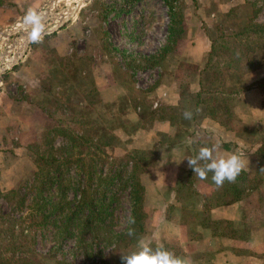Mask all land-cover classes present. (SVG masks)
Returning a JSON list of instances; mask_svg holds the SVG:
<instances>
[{
	"label": "rangeland",
	"instance_id": "374dc122",
	"mask_svg": "<svg viewBox=\"0 0 264 264\" xmlns=\"http://www.w3.org/2000/svg\"><path fill=\"white\" fill-rule=\"evenodd\" d=\"M243 1L184 0L183 22L186 36L177 43L174 53L163 54L161 49L166 42L169 18L166 5L162 0H84L75 14L67 18L57 29L55 28L59 22L48 25L47 29L50 32L45 33L42 43L28 41L14 63L0 67L1 90L6 74L8 78L26 61V58H30L34 48L40 46V50L31 59H34L38 70L44 68L48 70L41 80L42 106L48 116L47 123L36 140L25 147L24 157L22 156L20 163L10 161L7 156V189L0 184V258H7V261L13 258L14 264H93L94 262L101 264V256L108 250L103 242L90 238L92 235H85L83 238L87 243L85 249L89 257L84 259L83 248L75 246L76 236H69L58 246L56 230L52 229L51 223H43L41 215L32 209L31 199L35 193L34 188L32 189L33 173L38 168L37 157L43 151H48L47 142L51 138L54 146L64 147L60 151L63 156L70 154L76 160L80 147H77L78 144L70 138L65 140L59 128L71 129L72 139L78 134L81 138L77 139L78 143H82L81 134L92 138L91 140L95 143L97 132L94 128L96 126L103 129L101 124L107 127L116 125L115 120L109 119V115L101 107L115 104L122 114L116 122L119 127L113 131L117 139L114 141L110 139L111 145L114 146L113 156L122 157L127 153L132 154L139 168H143L144 172L152 163L151 152L137 150L125 151L123 154L117 152V146L126 150V142L123 139L120 140L117 132L125 131L130 135L138 126V123L131 121L132 105L140 106L146 122H149L153 119L151 105L158 101L156 99H161L165 91H169L165 89L166 86L171 87V83L178 81L185 101L181 106L174 107L176 109L173 113L177 116L176 120L180 122L178 128L185 130L188 129V125L192 126L191 119H185L183 113L186 110L193 111L195 95L191 96L190 84L197 82L204 58V55L201 58L199 55L206 46L208 48L210 46L204 28L208 26L215 31L222 8L226 4L233 5ZM253 1L255 2V21L258 24L264 23V0ZM68 5L64 0H0V57L5 54L13 56L17 53L19 38L31 29L30 25L24 24V17L29 9H37L46 17L55 16L64 11ZM52 17L44 24L50 22ZM61 44L66 46L65 53H60L57 49L62 47ZM262 49L264 53V42ZM159 55H162V58ZM197 59L198 61H195ZM155 61L158 62L155 63ZM235 62L239 65L243 60ZM46 63L50 67H45ZM258 74L264 75V64L260 71L249 74L235 68L221 75L217 85L224 90L236 89L254 81ZM98 78L99 81L107 82V84L111 83L112 79H114L112 82H116L115 92L114 86L109 85V88H105L106 92L112 93L109 95L105 93L109 97L108 100L105 99L106 97L102 98L100 94ZM116 84L119 87L123 86L125 95L122 96V93L117 95L121 87L119 88ZM198 112L196 109L195 123ZM232 121H234L233 124L237 123L236 118ZM54 126L58 129L50 134L49 138L47 131ZM195 131L191 130L196 134ZM103 132L109 134L112 131L105 128ZM201 143L209 147L206 141ZM201 147L198 146L197 150L199 151ZM118 150L121 152L120 148ZM90 151H83L80 157L82 161H75L71 165L69 173L71 180L83 177L79 168L81 166L86 169L97 162L96 168H99L101 154L93 153L91 149ZM104 171L107 173V166L104 167ZM16 176L18 178L14 185L8 186L12 178ZM117 184L113 189H116ZM9 190L24 193L25 202L21 205L18 201V206L15 203L9 204L7 202ZM67 195L68 200L73 199L74 190L70 189ZM117 199V203L114 204V221L111 222L114 232H119L127 226L130 208L128 190H120L117 193ZM146 204L145 198L144 222L149 215ZM166 213L167 216L171 214L169 211ZM12 225L14 234L9 233ZM145 231L144 226L137 240ZM24 235L26 238L23 237ZM13 240L21 241L17 246L24 244L26 248L22 251L11 249L9 242ZM137 240L131 246L132 250L135 249ZM78 244L79 242H76V245ZM7 264L10 263L7 262Z\"/></svg>",
	"mask_w": 264,
	"mask_h": 264
},
{
	"label": "crops",
	"instance_id": "0c3cea01",
	"mask_svg": "<svg viewBox=\"0 0 264 264\" xmlns=\"http://www.w3.org/2000/svg\"><path fill=\"white\" fill-rule=\"evenodd\" d=\"M57 49L60 53L67 50L63 45ZM208 49L206 46L199 58ZM39 50L40 46L35 47L30 58L15 72L8 78L6 74L0 90V184L6 189L7 159L20 163L25 147L36 140L48 120L42 106L41 85L48 70H38L31 59ZM47 64L45 67H50ZM112 80L108 84L97 80L100 94L107 100L105 93H112L105 88L111 85L116 91V82ZM171 85L165 87L170 93L165 91L151 105L152 120L146 122L140 106L132 108L131 121L138 126L130 135L117 132L120 140L126 142V150L117 146L118 154L129 150L152 153V163L140 177L149 212L146 231L140 238L154 248L163 246L178 256L189 257L193 264H264V86L252 87L238 96L233 104L237 123L231 127L223 126L199 109L202 113L198 112L195 134L191 132L193 126L183 130L158 116L161 106L179 107L185 101L180 82ZM190 85L193 96L199 85L197 82ZM120 87L117 95L123 96L125 92ZM203 141L209 147L220 145L219 155L236 153L245 160L244 176L230 183L240 185L239 196L228 203L211 204L219 194L211 172L207 179L195 178L191 190H177L190 168L187 158L179 164L175 160L192 157L187 146ZM17 178H12L8 186L14 185ZM168 211L170 216L166 215Z\"/></svg>",
	"mask_w": 264,
	"mask_h": 264
},
{
	"label": "trees",
	"instance_id": "16d2710c",
	"mask_svg": "<svg viewBox=\"0 0 264 264\" xmlns=\"http://www.w3.org/2000/svg\"><path fill=\"white\" fill-rule=\"evenodd\" d=\"M162 1L167 8L169 22L166 42L161 49V53H174L177 43L186 36L183 22L184 0ZM254 6L255 2L253 0H244L233 5L226 4L222 8L215 31L208 26L204 28L210 46L204 54L198 72L197 83L199 89L195 94L192 111V132L195 131L196 109H200L203 114L210 116L223 126L231 127L234 123L233 118L237 119L233 111L234 101L242 92L253 86L257 84L264 85V75H258L254 78V81L232 90H224L217 85L218 78L232 69L236 68V70L249 74L250 72L260 71L264 64L262 49L264 23L258 24L255 21ZM159 57L162 58V55H159ZM236 60H243V62L237 65L235 64ZM157 62L155 61V63ZM137 107V105H132L133 109ZM101 109L106 111V114L110 117L109 119L115 120L116 125L107 127L101 124L104 127L103 129L96 126L94 128L97 132L95 143L91 140L92 138L82 134V143H78L77 139H81L78 134L74 135L72 139L71 129L59 128L61 136L65 140L70 138L78 144L77 147H80L76 160L70 154L63 156L60 151L64 147H56L52 143L53 140H51L50 134L55 132L58 127H51L47 131L50 138L47 142L48 151H43L37 157L38 168L33 173L34 186L32 189L34 188L35 193L33 192L31 207L41 215L43 223H51L52 229L56 230L55 236L58 246L69 236H76V242H79V244L76 245L75 242V246L82 247L85 254L84 259H88L89 256L85 249L87 243L84 242L83 237L92 235L90 238L99 240L108 247V250L101 256V264H122L121 254H128L132 251L131 246L134 245L145 226L146 213L143 207L145 192L139 179L143 168H139L137 160L130 153L122 157L113 156L114 146L111 145L110 139L111 141L117 139L113 131L119 127L116 122L122 113H120V109L115 107V104L102 106ZM174 109L176 108L173 106H163L159 108L160 113L158 116L166 118L171 124L180 127V122L176 120L177 116L173 113ZM141 113H143V110H141ZM105 128L110 129L112 132L105 134L103 132ZM198 146L205 145L201 142H192L187 146L192 157L198 154ZM82 148L89 150V152H91V149L93 153L101 154L98 162L99 168H96L97 162L92 163L86 169L81 166L79 168L82 175H80L83 177L71 180L69 177L71 165L75 161H82L80 157L85 151ZM105 166H107V173L104 171ZM243 176L242 171L237 179ZM195 178L197 176L190 168L185 181L177 190H191ZM116 184V189H113ZM238 187H240L239 184L231 186L226 181L219 188V194L216 195L211 204L228 203L234 200L239 196ZM70 189L74 190V198L68 200L67 192ZM120 190H128L130 203L128 217H135V225L133 226L135 234L133 236L127 234L128 224L119 232H114L111 228V222L114 221V204L117 203V193ZM8 195L7 202L12 205L15 203L16 206H18V201L22 205L26 199L25 194L18 190H9ZM9 233L14 234L13 225ZM23 237L26 238L25 235ZM18 243H21V241L13 240L9 242V246L13 250L20 249V251L26 248L24 244L18 247ZM7 262L14 264L15 260L12 258L7 261V258H0V264H7ZM93 264L100 263L94 262Z\"/></svg>",
	"mask_w": 264,
	"mask_h": 264
},
{
	"label": "clouds",
	"instance_id": "9594fccd",
	"mask_svg": "<svg viewBox=\"0 0 264 264\" xmlns=\"http://www.w3.org/2000/svg\"><path fill=\"white\" fill-rule=\"evenodd\" d=\"M24 22L30 25L28 37L31 41L42 43L47 32V26L42 22V12L37 9H29L25 14ZM199 109H197V112ZM185 119H192L193 113L186 110L183 113ZM220 145L216 144L212 147L203 146L199 149L198 154L194 157H184L175 162L179 164L187 158V165L194 174L201 180L207 179L208 173H212V181L217 188H220L227 181L234 183L246 167L245 160L241 155L233 153L230 155H219L217 149ZM128 230L127 234L133 236L135 234V217L127 218ZM122 264H193L189 257L178 256L172 250L163 246L153 247L151 243L143 238L137 240L134 250L128 254H121Z\"/></svg>",
	"mask_w": 264,
	"mask_h": 264
},
{
	"label": "bare ground",
	"instance_id": "6f19581e",
	"mask_svg": "<svg viewBox=\"0 0 264 264\" xmlns=\"http://www.w3.org/2000/svg\"><path fill=\"white\" fill-rule=\"evenodd\" d=\"M66 1V4H69L68 7L62 11V13H58L56 14L55 16H51L52 17V20L50 22H47V24H45L48 28V25L50 23H53V22H60L61 19L65 18L68 14H70V12L74 9V5L76 3H79V2H84V0H64ZM81 3V5H82ZM44 14H42V19H44L45 15L43 16ZM61 16V17H59ZM50 17V18H51ZM55 17V18H54ZM25 24V23H24ZM30 41L29 37H28V33L26 34H22L21 37L19 38L17 44H18V50H17V53H15V55L13 56H8V55H4V56H1L0 57V67H6L7 65H10L12 63L15 62L16 58L19 56V54L22 52L23 48L25 47L26 43Z\"/></svg>",
	"mask_w": 264,
	"mask_h": 264
},
{
	"label": "water",
	"instance_id": "95a60500",
	"mask_svg": "<svg viewBox=\"0 0 264 264\" xmlns=\"http://www.w3.org/2000/svg\"><path fill=\"white\" fill-rule=\"evenodd\" d=\"M81 3H82V2L76 3V4L74 5V9L70 12V14H68L67 17L63 18V19L58 23V26H57L55 29H57L60 25H62L63 22H64L67 18H70L71 16H73V15L75 14V12L77 11V9L80 7ZM60 13H62V11H61ZM50 17H51V15L46 16L44 19H42V22L44 23V22L48 21L49 19H51ZM48 32H50V30H48L46 33H48Z\"/></svg>",
	"mask_w": 264,
	"mask_h": 264
}]
</instances>
